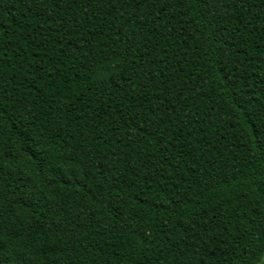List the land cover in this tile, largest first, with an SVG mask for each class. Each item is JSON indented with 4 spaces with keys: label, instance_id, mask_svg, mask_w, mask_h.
Wrapping results in <instances>:
<instances>
[{
    "label": "trees",
    "instance_id": "obj_1",
    "mask_svg": "<svg viewBox=\"0 0 264 264\" xmlns=\"http://www.w3.org/2000/svg\"><path fill=\"white\" fill-rule=\"evenodd\" d=\"M264 0H0L5 264H259Z\"/></svg>",
    "mask_w": 264,
    "mask_h": 264
},
{
    "label": "snow or ice",
    "instance_id": "obj_2",
    "mask_svg": "<svg viewBox=\"0 0 264 264\" xmlns=\"http://www.w3.org/2000/svg\"><path fill=\"white\" fill-rule=\"evenodd\" d=\"M0 264H5V258L0 256Z\"/></svg>",
    "mask_w": 264,
    "mask_h": 264
},
{
    "label": "rangeland",
    "instance_id": "obj_3",
    "mask_svg": "<svg viewBox=\"0 0 264 264\" xmlns=\"http://www.w3.org/2000/svg\"><path fill=\"white\" fill-rule=\"evenodd\" d=\"M259 264H264V255L262 257V261Z\"/></svg>",
    "mask_w": 264,
    "mask_h": 264
}]
</instances>
